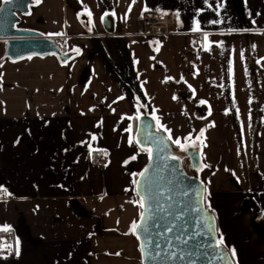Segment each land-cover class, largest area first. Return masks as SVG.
<instances>
[{"label":"crops","instance_id":"0c3cea01","mask_svg":"<svg viewBox=\"0 0 264 264\" xmlns=\"http://www.w3.org/2000/svg\"><path fill=\"white\" fill-rule=\"evenodd\" d=\"M34 2L20 26L74 55L12 60L0 40V264H143L141 108L200 152L235 264H264V0ZM152 13L175 16L169 33H139Z\"/></svg>","mask_w":264,"mask_h":264},{"label":"water","instance_id":"95a60500","mask_svg":"<svg viewBox=\"0 0 264 264\" xmlns=\"http://www.w3.org/2000/svg\"><path fill=\"white\" fill-rule=\"evenodd\" d=\"M34 3V0H6L1 5L0 40L6 41V56L20 60L32 55L56 54L63 62L69 61L74 54L63 53L56 40L20 26L22 17L30 13ZM105 24L109 32L114 31L112 16L106 17ZM136 141L140 147L152 149L151 160L141 171L147 168L148 172L138 176L141 183L136 185V191L145 196L142 212L148 210L144 221L141 216L138 221L144 227L136 232L140 250L144 247L142 263L235 264L230 252L216 244L217 219L206 206L203 180L188 173L171 140L157 128L155 119L145 108L140 110ZM187 152L191 169L197 173L201 167L200 152L193 147Z\"/></svg>","mask_w":264,"mask_h":264},{"label":"snow or ice","instance_id":"6c2138e0","mask_svg":"<svg viewBox=\"0 0 264 264\" xmlns=\"http://www.w3.org/2000/svg\"><path fill=\"white\" fill-rule=\"evenodd\" d=\"M40 2H41V0H36V3H37V4L40 3ZM86 11H87V15H88L89 17H91V12H90V10H86ZM105 15H107V13H106ZM89 22H91V21H89ZM217 22H218V21H213L212 23H217ZM253 23H255V22L253 21ZM193 31H200V26H199V23H198V22H197L195 28L193 29ZM207 39H208V34H207V33H204V40L207 41ZM205 47L207 48L208 46L205 45ZM76 51L78 52L79 50L77 49ZM241 55H243V53H241ZM201 103L203 104V103H205V102H204V101H201ZM154 118H155V117H154ZM155 119L158 120V118H155ZM161 127L163 128L164 126L161 125ZM164 130H165V131H168V132L170 133V130H169V129L164 128ZM127 131L130 132V131H131V128L129 127V129H127ZM203 135H204V130H201L200 135L197 137V140H199L200 137H202ZM162 139H163V138H160V140H162ZM168 139H169V140L172 139V137H171L170 134H169V136H168ZM189 139H190V137H189ZM137 142H138V141H137ZM131 143H133V141H132V139L130 138V139H129V144H131ZM173 143H175V144H177V145H181V141H180L179 138L176 139V140H174ZM142 151H146V152L148 153V155H149L150 160H151V157H152V149H151V148H144V147H142ZM105 154H106V153H105ZM133 158H134V157H133ZM205 166L207 167V165H205ZM147 172H148V169L146 168V169L144 170V172L139 173V175L143 177ZM133 183L139 186L141 182H140L139 180H133ZM205 191H206V189H205ZM0 192H2V193H3L4 195H6V196H7V195H11L10 193L7 192V189L0 188ZM137 195H140V200L137 201L136 203H138L139 206H140L141 208H144V207H145V196H144V195H141L139 191L137 192ZM149 199H150V197H149ZM209 208H210V205H209ZM147 211H148V210L146 209L145 212H141V213H140L141 221H142V222H143L144 219H145V215H146V212H147ZM143 227H144L143 223L138 224V223H136V222H133V224H132V226H131V231H132L133 234H135L139 229H141V228H143ZM9 230H10V229L8 228V226H4V228L0 229V231H9ZM145 231H146V229H145ZM168 231L170 232V231H172V229L169 228ZM216 244H217L218 246H221V245L224 244V240H223V237H222V236L216 241ZM3 247H11V246H10V245H0V249H2ZM157 247H158V245H157ZM141 250L144 251V247H143V246H142ZM16 255H17V256L19 255V241H18V240L16 241ZM173 255H175V254H173ZM232 255L235 256V249H232Z\"/></svg>","mask_w":264,"mask_h":264},{"label":"built area","instance_id":"2783aa9c","mask_svg":"<svg viewBox=\"0 0 264 264\" xmlns=\"http://www.w3.org/2000/svg\"><path fill=\"white\" fill-rule=\"evenodd\" d=\"M175 19L174 15L166 13H152L142 16L139 20V33L145 36L169 33L170 24ZM194 44H200L199 38H196ZM13 235L7 238V244H13Z\"/></svg>","mask_w":264,"mask_h":264},{"label":"rangeland","instance_id":"374dc122","mask_svg":"<svg viewBox=\"0 0 264 264\" xmlns=\"http://www.w3.org/2000/svg\"><path fill=\"white\" fill-rule=\"evenodd\" d=\"M136 132H137V130H136ZM177 145V144H176ZM188 145V144H187ZM177 146H179V147H181L176 153L180 156V158L182 159V160H187V163H189L190 164V158H189V156L187 155V150H188V148L187 147H183V146H181V145H177ZM190 148V147H189ZM190 166H191V164H190ZM188 173L189 174H191V175H195L196 173L193 171V169H191V168H188Z\"/></svg>","mask_w":264,"mask_h":264},{"label":"trees","instance_id":"16d2710c","mask_svg":"<svg viewBox=\"0 0 264 264\" xmlns=\"http://www.w3.org/2000/svg\"><path fill=\"white\" fill-rule=\"evenodd\" d=\"M54 40H56V41L59 43V41H58L57 39H54ZM59 44H60V43H59ZM62 50H63V53H64V51H66L64 48H62ZM172 145H173V149H174L175 152H177V151L181 148V147L175 145L174 143H172ZM187 155H188V153H187ZM181 160H182V159H181ZM182 163H183L184 167L186 168V170H188V168H191L190 164L187 163V160H182ZM206 206H207V205H206ZM207 207H208V206H207Z\"/></svg>","mask_w":264,"mask_h":264}]
</instances>
